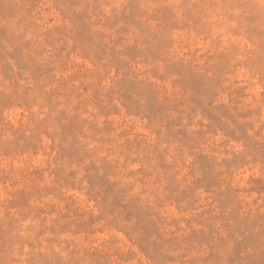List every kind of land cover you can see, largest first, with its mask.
<instances>
[{"label":"rangeland","instance_id":"374dc122","mask_svg":"<svg viewBox=\"0 0 264 264\" xmlns=\"http://www.w3.org/2000/svg\"><path fill=\"white\" fill-rule=\"evenodd\" d=\"M0 264H264V0H0Z\"/></svg>","mask_w":264,"mask_h":264}]
</instances>
